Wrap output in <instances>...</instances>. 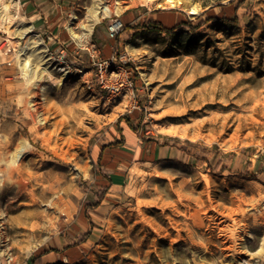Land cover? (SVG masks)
I'll return each instance as SVG.
<instances>
[{"label": "rangeland", "instance_id": "obj_1", "mask_svg": "<svg viewBox=\"0 0 264 264\" xmlns=\"http://www.w3.org/2000/svg\"><path fill=\"white\" fill-rule=\"evenodd\" d=\"M36 40L46 56L22 73ZM103 61L109 87L114 66L134 75L133 95L98 82ZM22 147L23 178L1 184ZM41 254L264 264V0H0V264Z\"/></svg>", "mask_w": 264, "mask_h": 264}, {"label": "bare ground", "instance_id": "obj_2", "mask_svg": "<svg viewBox=\"0 0 264 264\" xmlns=\"http://www.w3.org/2000/svg\"><path fill=\"white\" fill-rule=\"evenodd\" d=\"M101 11L103 12V14L108 13L107 8H104ZM101 11L93 10L90 13L88 22L85 25L81 26V30L83 31L82 35H77L72 31L71 28H68L71 35L77 40H82V38L88 37L91 32L92 26L98 20V16L100 15ZM24 31L25 29H20L18 33L22 35ZM45 51H46L45 48L41 45V42L39 40L29 42L28 48L27 49L25 48V50H23L17 56L18 65L21 72L26 73L28 71L30 66V61L33 57H36L38 60H40L44 56H46ZM47 89L48 88H43L42 91L46 93L48 91ZM25 150H27L26 147L20 148L19 151L13 155V160L9 163L8 168L1 170V184H3L6 179L12 180L15 175L16 177L19 178V181L20 179L23 178V174L19 171L20 170L19 162L21 160L22 155L25 153ZM3 192L4 190H2L1 188V194Z\"/></svg>", "mask_w": 264, "mask_h": 264}, {"label": "built area", "instance_id": "obj_3", "mask_svg": "<svg viewBox=\"0 0 264 264\" xmlns=\"http://www.w3.org/2000/svg\"><path fill=\"white\" fill-rule=\"evenodd\" d=\"M123 29V24L120 20L114 19L112 20L108 27L107 33L108 38L114 40L120 31ZM110 61H103L98 64L97 70V80L100 84H102L106 88H110V94L116 96L119 93L124 92L125 94L133 95L134 84L131 78L130 72L126 71L121 66H114V75H116V80L114 84L110 87L107 85L105 80L106 70Z\"/></svg>", "mask_w": 264, "mask_h": 264}, {"label": "trees", "instance_id": "obj_4", "mask_svg": "<svg viewBox=\"0 0 264 264\" xmlns=\"http://www.w3.org/2000/svg\"><path fill=\"white\" fill-rule=\"evenodd\" d=\"M183 26H185V27H183ZM140 27L144 30H147V31L155 30V31H159V32H166L168 34H171L173 32L175 33V31L179 30L180 28H184V30L193 29V27L191 25H184V24H180V26H176L174 28H168V27H165V26L161 25L159 22L152 20V19H149L145 24L140 25ZM133 76L134 75L131 76L132 79H133ZM133 81H135V79H133ZM100 152H102V151H100ZM99 156H100V153H99ZM44 255L45 254H41L40 256L32 257L29 260V264L43 263Z\"/></svg>", "mask_w": 264, "mask_h": 264}, {"label": "crops", "instance_id": "obj_5", "mask_svg": "<svg viewBox=\"0 0 264 264\" xmlns=\"http://www.w3.org/2000/svg\"><path fill=\"white\" fill-rule=\"evenodd\" d=\"M32 17H35V15H32ZM153 155H155V150L153 151ZM124 177H125V175L122 172H116L115 174H113L111 176V179L113 181V185H111V186L109 185L107 191L108 192H117V193L120 192V190L123 188ZM106 195H107V197H112V198L117 197V195H112L109 193H107ZM101 209H102V205H100L96 211L99 212V211H101Z\"/></svg>", "mask_w": 264, "mask_h": 264}]
</instances>
